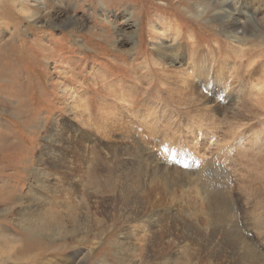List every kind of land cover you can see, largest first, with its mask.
<instances>
[{
  "label": "rangeland",
  "instance_id": "obj_1",
  "mask_svg": "<svg viewBox=\"0 0 264 264\" xmlns=\"http://www.w3.org/2000/svg\"><path fill=\"white\" fill-rule=\"evenodd\" d=\"M233 1L0 0V251L54 235L0 264H264V0Z\"/></svg>",
  "mask_w": 264,
  "mask_h": 264
},
{
  "label": "bare ground",
  "instance_id": "obj_2",
  "mask_svg": "<svg viewBox=\"0 0 264 264\" xmlns=\"http://www.w3.org/2000/svg\"><path fill=\"white\" fill-rule=\"evenodd\" d=\"M233 1V0H232ZM234 2V1H233ZM220 6H221V8L222 9H224L223 10V12H224V18L226 19V20H228L229 19V17L233 14V12L230 10V9H225V6H224V2H221L220 3ZM231 8V7H230ZM237 7H235V2H234V7H233V11H237ZM235 13V12H234ZM19 16V15H18ZM232 17V16H231ZM236 20V19H235ZM229 22V21H228ZM240 23L238 22V23H234V24H232V25H234V26H236V28H239V25ZM235 30V29H234ZM233 30V31H234ZM237 30V29H236ZM227 33H229V34H232V35H235V37H233V39H235V42H237V43H240L241 42V40L237 37L236 38V34H233V32H229V31H226ZM235 32V31H234ZM237 32V31H236ZM174 33V32H173ZM177 36V35H176ZM234 41V40H233ZM193 47V46H192ZM235 47L236 46H234V48L233 49H235ZM196 51V50H195ZM179 52V51H178ZM202 52H201V50H199V51H196L195 53H194V51H193V48H191L190 49V54H191V57L189 58V59H195V61L197 62V59H203L201 56H200V54H201ZM19 54V53H18ZM195 55H199V57H196ZM189 56V55H188ZM211 57H212V59L214 58L213 57V55H210ZM236 56V55H235ZM234 56V57H235ZM180 59V61L183 59V56H180L179 57ZM211 59V58H210ZM171 60V59H170ZM214 60H215V58H214ZM209 61V60H208ZM190 62H191V60H190ZM199 63L200 64H202L203 62H200L199 61ZM191 64H195V63H193V62H191ZM200 64H199V67H200ZM217 68H219L222 72H223V70L225 69L224 67H226L227 65H226V63H223V62H221V61H218L217 62ZM202 66V65H201ZM236 68V67H235ZM190 69H192V71H193V67H191ZM189 69V70H190ZM255 69V68H254ZM217 72H216V74L218 75L219 74V70H216ZM168 72V71H167ZM170 72H171V70H170ZM225 73V72H224ZM232 73V72H231ZM176 74H178L177 75V77H179V78H181V80H179V83H180V85L181 86H186V87H188V84H190V87L192 88L193 86H191L192 85V82L190 83L189 81H191L190 79H191V77H190V79H189V81H188V79L186 80V78L184 77V75H183V73H177L176 72ZM189 74V73H188ZM230 74V73H229ZM235 73H233V75H234ZM181 75H183V78L181 77ZM225 75V74H224ZM231 75V74H230ZM231 77H233V76H231ZM235 78V77H234ZM233 78V79H234ZM169 79V78H168ZM195 78H193V80H194ZM170 80V79H169ZM192 80V81H193ZM261 80V79H260ZM237 81V80H236ZM262 81V80H261ZM194 82V81H193ZM256 82V81H255ZM249 83V82H248ZM262 83H264V82H262ZM259 84H260V81H259ZM176 86V85H175ZM254 86V85H253ZM264 86V85H263ZM180 87V86H179ZM255 87V86H254ZM257 87H258V85H257ZM170 88H171V86H170ZM175 87H173V89H174ZM191 88H188V89H191ZM241 88V87H240ZM259 88H261V86H259ZM176 89V88H175ZM185 89V88H184ZM183 89V90H184ZM193 89V88H192ZM247 89V88H246ZM187 90V89H186ZM240 90V89H239ZM242 90H243V88H242ZM253 90V89H252ZM188 91H190V90H188ZM187 92V91H186ZM185 92V93H186ZM190 92H192V91H190ZM260 92H262V91H260ZM175 93V92H174ZM183 93V92H182ZM188 93V92H187ZM254 93V92H253ZM253 93H251V94H253ZM177 94H179L180 95V98H181V96H182V94H181V91L180 92H178ZM184 94V93H183ZM192 94V93H191ZM255 94V93H254ZM189 95V94H188ZM177 96V95H176ZM184 96V95H183ZM186 96V95H185ZM196 96V95H195ZM262 96H264V95H262ZM257 97V96H256ZM255 97V98H256ZM174 98V97H173ZM189 98V97H188ZM187 98V99H188ZM193 98V97H192ZM232 99V98H231ZM259 99V98H258ZM120 100H121V98H120ZM184 100V99H183ZM260 100H261V98H260ZM262 100H264V99H262ZM192 101V100H191ZM146 103V102H145ZM252 104H254V103H252ZM194 105V104H193ZM262 106V105H261ZM264 107V106H263ZM240 109V108H239ZM262 111H264V110H262ZM233 112V111H232ZM204 116H206V115H204ZM212 117V116H211ZM233 122V121H232ZM227 125V124H226ZM225 125V126H226ZM230 126V125H229ZM239 126H237V128H238ZM232 128H234V127H232ZM237 130V129H236ZM23 231H25V230H23ZM27 232H29V233H27ZM27 233V234H26ZM26 235H22V237H23V242L24 243H22V244H18V243H16V242H14V243H12V244H10L11 246L7 249V250H5V251H0V257H5V258H9L10 256L11 257H14V258H18V252H17V250H20L21 252H22V257L21 258H24L25 256H26V253L27 252H29L32 248H33V246H34V244L31 242L32 240H34L33 242L35 243V241L37 240L38 241V239L39 238H46V237H50V238H52L53 236H51L50 234H48V233H33V231H31V230H27L26 231ZM36 241V242H37Z\"/></svg>",
  "mask_w": 264,
  "mask_h": 264
}]
</instances>
